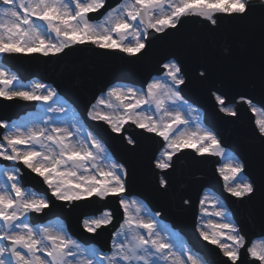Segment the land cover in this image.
<instances>
[{
    "label": "snow or ice",
    "instance_id": "1",
    "mask_svg": "<svg viewBox=\"0 0 264 264\" xmlns=\"http://www.w3.org/2000/svg\"><path fill=\"white\" fill-rule=\"evenodd\" d=\"M105 8L106 0H0V55L47 57L77 45H94L135 56L146 49L151 32L167 34L190 16L201 18L214 30L218 16L226 15L258 30L264 87V0H121L102 11ZM93 13L99 18H93ZM161 68L145 89L122 84L108 87L88 108L89 118L106 122L114 133H122L131 123L163 138L164 147L155 160V168L162 171L172 166L173 157L183 149L221 157L226 162L216 171L226 192L251 200L259 191L264 200V174L259 183L246 177L245 163L201 125L195 109L181 95L180 86L186 84L181 65L168 59ZM199 76L207 78V70ZM213 95L221 112L238 115L226 105L223 94ZM0 97L40 102L42 110L21 122L0 120V159L12 162L11 167H0V264H207L175 233L160 226L159 212L151 213L140 200L129 198L127 169L112 159L96 136L84 134L74 114L70 121L50 115L67 116L71 111L55 87L39 81L24 85L17 75L0 67ZM240 99L254 115L261 111L251 99ZM255 125L264 139V118H257ZM125 139L129 145L136 142L131 136ZM17 164L42 177L51 196L61 202L117 197L123 219L111 234L109 249L83 244L59 221L33 223L31 215L45 213L51 200L23 185ZM159 185L166 188L168 179L161 176ZM199 203L197 231L204 241L218 246L223 264H245L242 255L251 258L246 264H264V209L262 238L250 239L219 199L206 193ZM112 222L111 211L105 209L100 216L85 219L83 226L88 233H96Z\"/></svg>",
    "mask_w": 264,
    "mask_h": 264
},
{
    "label": "water",
    "instance_id": "2",
    "mask_svg": "<svg viewBox=\"0 0 264 264\" xmlns=\"http://www.w3.org/2000/svg\"><path fill=\"white\" fill-rule=\"evenodd\" d=\"M113 3L114 0L109 1L110 5ZM188 20V18L183 20L187 31H173L178 39L170 42L171 45L167 47L166 52L171 53L177 60H183L188 64H198L195 70L197 76L198 69L207 70V79L220 84V87L233 98L246 92L254 94L257 90L264 88L261 86V80L257 75L261 69V48L258 50L259 47H256L258 40L254 39L249 24L238 22L233 26H227L223 23L212 30L213 27L206 29L201 27L203 24H207L202 19L196 17L195 20ZM182 32L186 33L185 42L179 41L183 37L180 35ZM85 56L88 57L86 58L88 59L87 63L81 64ZM67 61L68 59L64 58L59 64V79L61 81L53 78L52 80L64 93L74 96L77 104L84 105L77 96L88 98L86 104L88 106L94 98V88L91 85L95 81H103V79L98 78L106 72V68L88 52L77 53L73 58L74 62ZM156 65L158 66L157 62ZM191 82L192 79L189 78L188 85ZM127 154L131 157L136 154V151L127 152ZM129 173L130 176L127 179L129 191L137 192L146 197L152 206L161 210L162 216L170 219L174 225L181 227L182 219L191 220L194 218L198 192L187 189L172 193L169 189L173 187V182L162 192L156 186V179L138 163L130 166ZM172 179L178 184L185 182L181 178ZM185 197L191 201L189 210L182 207V200ZM116 206L115 201H101L87 212L85 211V214L97 213L104 208H111L115 211ZM64 215L67 218L70 216L66 213ZM116 225L117 221L107 226L109 234L116 228ZM182 226L185 228V225L182 224ZM184 231L193 237V220Z\"/></svg>",
    "mask_w": 264,
    "mask_h": 264
},
{
    "label": "rangeland",
    "instance_id": "3",
    "mask_svg": "<svg viewBox=\"0 0 264 264\" xmlns=\"http://www.w3.org/2000/svg\"><path fill=\"white\" fill-rule=\"evenodd\" d=\"M3 62H2V59H0V67H4L8 72H10V73H12V74H14L13 72H11L8 68H6L3 64H2ZM16 75V74H15ZM19 81H20V79H19ZM20 83H22V84H24L23 82H21L20 81ZM29 83H27V84H24V85H28ZM60 99V98H59ZM61 100V99H60ZM62 101V100H61ZM64 102V101H63ZM65 103V105L71 110L69 113H68V115L67 116H63V114H59V113H56V114H50V115H54V116H57V117H61V118H63V119H65V120H71V118H72V115H73V108H71V106H69L66 102H64ZM38 104H39V109L37 110V112H34V113H32V118L33 117H35V116H37V115H40L41 114V105H40V102H38ZM193 107V106H192ZM194 109H195V107H194ZM194 115H196L198 118L199 117H201L200 116V113H199V111H196V109H195V112L193 113ZM257 118H264V114H263V112L262 111H260L258 114H257V117H256V119ZM22 121L23 120H25V118L24 119H21ZM21 120H17V121H15V122H20ZM79 121V120H78ZM79 123H80V125H82L81 124V122L79 121ZM83 127V126H82ZM83 132H84V134H87V133H89L84 127H83ZM106 149V148H105ZM108 153V152H107ZM109 154V153H108ZM223 162H226V161H223ZM0 167H2L1 165H0ZM210 196H213V195H210ZM213 197H215V196H213ZM216 198V197H215ZM218 199V198H217ZM220 200V199H219ZM221 201V200H220ZM142 202V201H141ZM222 202V201H221ZM143 203V202H142ZM223 203V202H222ZM144 204V203H143ZM224 204V203H223ZM145 205V204H144ZM145 207H146V205H145ZM210 207V206H209ZM226 207V206H225ZM147 208V207H146ZM148 209V208H147ZM211 210V209H210ZM100 216V215H99ZM201 217V216H200ZM160 222V226L162 227V228H164V229H166L168 232H171V233H175L176 234V237H177V239L179 240V241H181V242H183V244L185 245V246H187L186 245V242H185V240H184V238H182L180 235H178V233L176 232V231H173L171 228H170V226H169V224H166V223H163V222H161V221H159ZM62 223V222H61ZM66 230V229H65ZM188 247V246H187Z\"/></svg>",
    "mask_w": 264,
    "mask_h": 264
}]
</instances>
